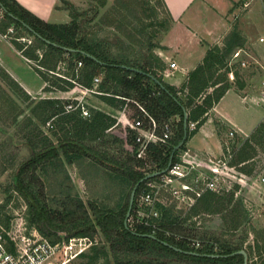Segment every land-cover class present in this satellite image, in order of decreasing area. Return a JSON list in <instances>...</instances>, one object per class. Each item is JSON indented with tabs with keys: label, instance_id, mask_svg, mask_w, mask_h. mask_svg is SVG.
I'll return each mask as SVG.
<instances>
[{
	"label": "trees",
	"instance_id": "obj_1",
	"mask_svg": "<svg viewBox=\"0 0 264 264\" xmlns=\"http://www.w3.org/2000/svg\"><path fill=\"white\" fill-rule=\"evenodd\" d=\"M62 1L64 4H69L68 0ZM101 4L105 5L106 0H101ZM157 4L166 6L164 0H157L154 9H157ZM69 5L71 21L54 23L38 17L17 0H0V6L5 7L4 18L0 22V33L9 34L11 27H20L34 36L35 42L26 45L19 42L20 35L11 34L17 48L26 57L36 60L43 68L40 70L35 67L45 81H50V84L45 86L46 90L66 91L76 83L93 87L94 78L101 76L98 83V90L101 93L98 95L104 102L114 108H121L127 103L133 109L134 116L139 115L147 122L148 119L139 106L141 105L157 122L171 121L175 127L168 143L149 144L144 157L138 156L140 146L135 139L136 131L128 128L125 142L132 144L134 149L127 151V158L124 159L111 156L103 151L101 146L91 143L102 139L116 124V118L110 113L102 109L90 108V116L83 117L80 109L67 110L66 104L70 100L58 97H44L38 100L31 108L32 115L37 120L44 123L49 121L53 127L60 129L65 128L67 124L71 125L67 128L70 134L61 137L58 142L44 139L41 146L30 140L26 142L31 153L16 169L15 187L27 200L29 226L36 227L53 241L57 238L58 232H66L70 236H88L94 241L96 235L101 233L110 243L109 248H104L97 241L94 242L89 250L78 257L86 259L82 264H97L100 259L109 264L110 252L117 264H244V256L234 253L244 249L241 245L215 236L207 238L192 226L186 225L181 213L175 214L173 210L162 204H157L159 217L152 216L147 223L138 220V202L145 190L147 180L137 188L128 221L130 228L124 224L131 192L136 183L146 174L165 168L174 146L182 139L183 107L188 111L189 122L197 121L195 130L188 129V138L182 145L185 147L190 137L206 121L209 110L230 88L231 71L234 73L235 83L240 88L245 87L246 83L238 80L239 64L235 62L230 65L235 51L244 46V37L235 32L223 47L215 45L210 48L202 62L189 72L187 79L180 86H177L164 79L162 71L165 61L159 55L144 62L112 56L91 36L82 33L77 8L72 4ZM167 12L173 20L169 10ZM22 21L29 24L43 38L28 29ZM45 39L51 42L48 43ZM42 45L46 46V50L40 56L36 51ZM63 47L87 51L97 59ZM64 54L70 59L71 76L57 72ZM78 62H82L81 66H78ZM123 64L143 72L122 67ZM145 72L156 76L165 89ZM5 75L9 74L5 72ZM12 83L26 98H30V94L18 82L12 80ZM115 138L122 142L119 136ZM260 148L264 149V120L241 146L233 151L230 164L246 174H253L255 164L251 161ZM61 151L69 159L76 156L91 157L111 168L118 177L130 183L127 199L121 208L116 210L101 207L94 201L87 205L81 199L73 200L62 210L50 208L45 200L44 183L38 169L58 157ZM238 187L239 185H236L234 190L225 193L204 192L191 207V213L197 214L201 209L211 213H222L226 210L223 217L229 218L227 221L229 227L238 229L242 225L245 212L242 202L235 200V190ZM143 234H152L155 238ZM251 248L253 247L245 249L249 258L252 255ZM186 251L198 252L200 255L189 254ZM248 264H251L250 260Z\"/></svg>",
	"mask_w": 264,
	"mask_h": 264
},
{
	"label": "rangeland",
	"instance_id": "obj_2",
	"mask_svg": "<svg viewBox=\"0 0 264 264\" xmlns=\"http://www.w3.org/2000/svg\"><path fill=\"white\" fill-rule=\"evenodd\" d=\"M60 1V6L69 12V21L72 19L69 4L76 6L82 33L91 36L112 56L144 62L154 59V56L168 54L170 61L168 67L164 66V73L180 68L176 61H171L174 57L178 59V56L177 52H170V48L179 46V53L185 54V48L193 45L198 47L201 44L209 49L215 45L223 47L233 33L237 32L245 39L244 47L260 59L259 63H254L251 57L243 55L247 66L238 68V80L244 81L248 89L260 90L261 81L264 79V41L259 40L264 36V0H197L194 6L198 14L196 19H185L178 25L170 19L166 6L157 4V9H154L157 0H106L105 5L101 4V0H68L69 4ZM3 18L4 11L0 6V22ZM10 29L12 31L9 34L0 33V48L9 49L5 55L10 65L6 66L0 58V226L3 227L12 226L22 218L29 224L27 200L15 187L16 169L31 153L26 142L30 140L41 146L44 139L58 142L61 137L70 134L67 128L71 124L60 129L53 127L49 121L41 122L32 115V106L44 97L71 100L81 95L78 90L70 93L74 87L66 91L46 90L45 86L50 81H45L35 69L43 68L17 48L11 34L20 35L19 42L26 45L35 42L34 36L20 27ZM45 50L46 46L42 45L36 52L41 56ZM62 58L57 72L71 76L69 56L64 54ZM8 67H12L10 69H14L16 74L12 75ZM75 69L78 71L77 67ZM12 80L18 82L30 94V98H26L13 85ZM40 83L43 87L33 90ZM234 84L239 87L235 82ZM85 100L90 108H106L97 94H87ZM132 113L131 108L129 114ZM124 133L123 125L119 124L102 139L91 143L101 146L111 156L126 159L131 146L125 142ZM118 136L122 142L116 140L115 137ZM234 139L236 134L232 140ZM260 150L258 156L251 161L255 164V174L264 172V149ZM38 173L44 183L45 200L53 209L62 210L73 200L81 199L87 205L94 201L101 207L118 210L125 203L130 189V183L95 159L88 156L69 159L62 151L58 157L41 166ZM232 182L224 181L228 185ZM235 200L242 202L245 210L242 225L238 229L229 227V218L223 217L226 210L222 213H211L201 209L197 214H192V206L178 200L164 206L175 214L181 213L186 225L192 226L207 238L215 236L239 244L244 249L253 247L249 258L251 264H264V215L255 208L254 200L248 196L246 188L239 190ZM138 208L141 210L146 206L140 204ZM96 240L99 245L109 248L110 243L101 233L96 235ZM85 260L77 258L70 264H82ZM109 261V264H117L111 252ZM97 264H106V261L100 259Z\"/></svg>",
	"mask_w": 264,
	"mask_h": 264
},
{
	"label": "built area",
	"instance_id": "obj_3",
	"mask_svg": "<svg viewBox=\"0 0 264 264\" xmlns=\"http://www.w3.org/2000/svg\"><path fill=\"white\" fill-rule=\"evenodd\" d=\"M11 31L12 29L9 30V32ZM260 39L263 41L264 37ZM241 51V49L235 51L230 65L234 63V59L239 60ZM239 63L242 67L247 66L245 59H240ZM81 64L82 62H78L79 66ZM229 75L233 78V71ZM99 82L100 77L97 76L94 78L95 88L76 83L70 93L78 90L81 95L71 98L70 102L66 104L67 110L80 109L83 117H89L91 110L85 104L88 103L85 100V95L100 94L101 92L96 89ZM139 106L147 117V122L139 115L134 116L133 113L130 115L131 107L127 103L121 109L114 108L111 115L116 118V124L113 127L119 124L123 125L126 139L128 128L136 131L135 139L140 146L138 156L144 157L149 144L168 143L175 126L171 121L157 122L141 105ZM196 128L197 121L188 122V129L195 130ZM233 134L234 132L231 131L230 135ZM126 143L130 144L127 141ZM130 146L133 151L134 146L132 144ZM230 159L210 155L200 156L187 146H181L169 169L165 173L147 180L141 200L139 199L138 202V207L140 204H145L146 208L141 210L138 208V220L147 223L152 216L159 217L157 204L168 206L171 201L178 200L188 206H193L204 192L218 191L220 182L226 177H230L231 172H236L235 166L230 164ZM239 174L244 176L242 173ZM262 180L264 181V176ZM96 241L88 236H70L66 232H58L57 238L53 241L36 227H30L27 221L22 218L12 226H0V264H70Z\"/></svg>",
	"mask_w": 264,
	"mask_h": 264
},
{
	"label": "crops",
	"instance_id": "obj_4",
	"mask_svg": "<svg viewBox=\"0 0 264 264\" xmlns=\"http://www.w3.org/2000/svg\"><path fill=\"white\" fill-rule=\"evenodd\" d=\"M17 1L38 17L48 22H69V12L60 6V0ZM196 1L197 0H164L176 25L185 19H196L198 15L197 11L194 9ZM260 38L259 40L261 41ZM178 49L179 46H176L169 50H172L170 52H174V54L177 52L178 59L173 56L174 59L171 61H176L180 68L172 70L169 73H164L162 71L164 79L177 86L183 83L187 79L189 72L202 62L209 48L202 46L201 44L198 45V47L193 45L185 48V54L179 53L180 50ZM238 49L242 50L241 56L239 60L234 59L233 62H237L239 68L241 67L239 62L240 59H243V55L251 57L254 63L260 62L258 56L247 47L243 46ZM6 52H9L8 48H0V58L3 59L6 66H10L6 61ZM163 55L161 54V57L165 61V66L168 67L170 58L166 53ZM10 68L8 70L12 72V75H15L16 73L14 69ZM229 78L232 81L230 88L222 96L219 102L209 110L206 121L186 143V146L192 152H195L200 156L210 155L213 157L231 158L230 156H232L233 151L238 149L243 141L249 137L264 120V79L261 81L260 90H253L248 89L247 85H245L244 88L237 87L234 84L235 76L231 78L229 75ZM22 83L24 82L22 81ZM38 87H43V84L40 83V85L36 86L33 90L36 89L35 91H37ZM101 102L106 108L100 109L111 114L114 107L104 102L102 99ZM231 131L234 132L233 135H230ZM235 134L236 139L232 140ZM260 152L261 150L258 151L256 156H258ZM235 170L236 172H231L232 174H229L230 177H226L225 180L221 181L223 182V185L220 182V188L215 192L225 193L234 190L235 186L239 185L235 190V195H237L241 188H246V193L254 200L255 208L260 210L264 215V181L262 180L264 172L255 174L254 171L253 174H246L240 171L237 167H235ZM239 173H242L244 176H241ZM224 181L233 182L231 185H228L227 183L225 184Z\"/></svg>",
	"mask_w": 264,
	"mask_h": 264
},
{
	"label": "water",
	"instance_id": "obj_5",
	"mask_svg": "<svg viewBox=\"0 0 264 264\" xmlns=\"http://www.w3.org/2000/svg\"><path fill=\"white\" fill-rule=\"evenodd\" d=\"M3 10H5V7L4 6H1ZM11 15H13L11 13ZM23 22V21H22ZM23 24L30 30H32L33 32L34 29L27 23L23 22ZM36 33V32H35ZM39 37L43 38L40 34L36 33ZM46 42L50 43L51 41L48 40V39H45ZM64 49L66 50H69V51H72V52H78L80 51L82 54L88 56V57H91L93 59H97L94 55L90 54L89 52L87 51H84V50H78V49H74V48H69V47H63ZM122 67H125V68H131L133 70H136V71H140V72H143L141 71L140 69H137V68H134V67H129L127 65H122ZM146 73V72H145ZM148 76H150L157 84H159L162 88L165 89V86L162 84V82L154 75L150 74V73H146ZM183 110H184V117H183V130H184V133H183V137L182 139L179 141L178 144H176L170 154V158H169V162L167 164V166L161 170H157V171H154V172H151V173H148L146 174L143 178H141L137 183L136 185L134 186V188L132 189V192H131V196H130V201H129V207H128V211L126 213V217H125V220H124V224L127 228H130L129 227V217L131 215V212L133 210V206H134V201H135V195H136V191H137V188L140 186L141 183L145 182L146 180L150 179V178H154V177H157L163 173H165L169 167L171 166L172 162H173V159L175 157V154L177 152V150L186 142L187 138H188V111L186 110V107H183ZM143 235H148V236H151L153 238H155L154 235L152 234H143ZM165 244L167 245H170L168 242H164ZM171 247H173L174 249L178 250V251H182V249L178 248V247H174L172 245H170ZM187 253L189 254H195V255H200V253L198 252H194V251H186ZM234 253H238V254H242L244 256V264H248L249 262V256H248V252L245 250V249H240L238 250L237 252H234ZM211 256H218L216 254H209Z\"/></svg>",
	"mask_w": 264,
	"mask_h": 264
}]
</instances>
